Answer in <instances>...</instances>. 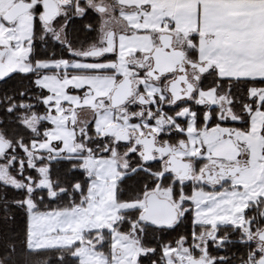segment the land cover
Segmentation results:
<instances>
[{"label": "snow or ice", "instance_id": "obj_1", "mask_svg": "<svg viewBox=\"0 0 264 264\" xmlns=\"http://www.w3.org/2000/svg\"><path fill=\"white\" fill-rule=\"evenodd\" d=\"M0 264H264V0H0Z\"/></svg>", "mask_w": 264, "mask_h": 264}, {"label": "trees", "instance_id": "obj_2", "mask_svg": "<svg viewBox=\"0 0 264 264\" xmlns=\"http://www.w3.org/2000/svg\"><path fill=\"white\" fill-rule=\"evenodd\" d=\"M0 251H2V245H0ZM42 258H50V264H55V253L43 252L39 253Z\"/></svg>", "mask_w": 264, "mask_h": 264}]
</instances>
